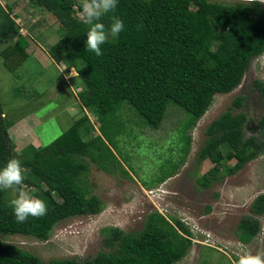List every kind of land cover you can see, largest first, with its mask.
<instances>
[{
	"label": "trees",
	"instance_id": "obj_1",
	"mask_svg": "<svg viewBox=\"0 0 264 264\" xmlns=\"http://www.w3.org/2000/svg\"><path fill=\"white\" fill-rule=\"evenodd\" d=\"M29 2L53 12L60 21L61 36L50 53L76 69L75 78L84 85L80 95L104 91L106 96L90 107L98 117L101 134L94 133V125L85 113L49 145L30 143L20 154L15 152L9 134L15 120L8 118L0 98V168L10 159H18L25 177L23 185L48 209L41 218L29 217L18 223L9 207L8 190H0V234L46 240L60 221L100 213L103 201L90 195L84 182L90 167L86 158L106 171L123 167L110 147L124 127L119 112L127 109L141 117L144 124L158 128L169 104L174 103L191 114L188 127L192 129L215 96L236 89L251 60L264 54V8L258 0H118L116 9L103 16L101 22L108 29L115 17L123 21L124 30L115 38L109 35L99 57L86 49L88 26L78 19L80 0ZM20 27L0 2V45L15 39L0 50L7 66H21L30 56L29 40ZM255 85L264 105V81L256 80ZM246 99L237 96L206 130L208 138L199 157L211 159L216 166L199 179L203 187L212 186L224 174L236 173L264 151V114L258 121V135L247 137L248 114L233 109L242 108ZM190 145L188 135L185 153ZM233 159L234 165L224 164V160ZM123 171L129 173L124 167ZM251 208L255 214L264 213V194L254 199ZM173 219L152 212L139 232L108 227L104 229L108 250L83 262L74 258L44 261L0 239V264H176L188 254L193 233L179 219ZM259 231L260 223L254 216L248 215L238 224L243 242H251Z\"/></svg>",
	"mask_w": 264,
	"mask_h": 264
},
{
	"label": "rangeland",
	"instance_id": "obj_2",
	"mask_svg": "<svg viewBox=\"0 0 264 264\" xmlns=\"http://www.w3.org/2000/svg\"><path fill=\"white\" fill-rule=\"evenodd\" d=\"M218 1L251 3L252 0ZM0 2L15 16L20 32L30 43V56L21 66L5 65L0 55V98L8 118L15 120L9 129L15 152L20 154L30 143L49 145L85 113L94 125V133L101 134L98 117L90 107L102 100L106 92L82 97L84 85L75 78L76 69L50 53L61 36L56 15L42 7H33L29 0ZM14 42L15 39L6 40L0 50ZM256 80L264 81V54L251 60L236 89L215 96L207 113L192 129L188 127L191 114L174 103L169 104L158 128L144 124L141 117L127 109L119 112L124 127L116 136L115 145L110 147L129 175L123 167L106 171L86 158L90 167L84 182L89 194L103 201V210L60 221L46 240L23 234H0V239L44 261L74 258L83 262L108 250L104 245V229L118 227L126 232H139L145 227L148 215L159 212L169 220L179 219L193 233L188 254L176 264H241L247 254L264 257V213L255 214L251 208L254 199L264 194V151L236 173L224 174L210 187L199 182L216 166L211 159L199 157L208 138L206 130L233 105L237 96H247L242 108H233L235 113L248 114L246 136L258 135L264 105ZM188 135L191 145L185 153ZM235 162V159L224 160L228 166ZM22 187L29 193L28 187ZM8 194L10 200L16 196L11 189ZM248 215L259 220L260 231L246 243L239 237L238 224Z\"/></svg>",
	"mask_w": 264,
	"mask_h": 264
},
{
	"label": "clouds",
	"instance_id": "obj_3",
	"mask_svg": "<svg viewBox=\"0 0 264 264\" xmlns=\"http://www.w3.org/2000/svg\"><path fill=\"white\" fill-rule=\"evenodd\" d=\"M264 4V0H258ZM118 0H80L78 19L86 26V49L94 52L96 56H102L101 46L109 40V35L117 37L124 30L122 20L113 18L110 28L101 22L102 17L114 11ZM24 175L21 162L18 159H10L5 166L0 168V190L11 189L16 193L15 198L9 201L14 218L18 223H24L29 217L41 218L47 214L46 203L23 190ZM241 264H264L261 255L247 254L241 259Z\"/></svg>",
	"mask_w": 264,
	"mask_h": 264
},
{
	"label": "crops",
	"instance_id": "obj_4",
	"mask_svg": "<svg viewBox=\"0 0 264 264\" xmlns=\"http://www.w3.org/2000/svg\"><path fill=\"white\" fill-rule=\"evenodd\" d=\"M14 125H15V123H14ZM12 126H13V125H12ZM12 126H11V127H12ZM27 145H28V144H27ZM34 145H35V144H34Z\"/></svg>",
	"mask_w": 264,
	"mask_h": 264
}]
</instances>
